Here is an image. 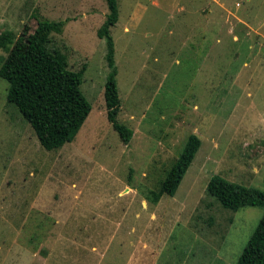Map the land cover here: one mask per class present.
<instances>
[{"label": "rangeland", "instance_id": "1", "mask_svg": "<svg viewBox=\"0 0 264 264\" xmlns=\"http://www.w3.org/2000/svg\"><path fill=\"white\" fill-rule=\"evenodd\" d=\"M110 28L124 144L106 116V0H0L8 72L38 18L49 47L85 66L90 112L44 149L0 77V264H235L264 206L224 208L208 179L264 190V0H117ZM201 144L175 193L158 187L189 134Z\"/></svg>", "mask_w": 264, "mask_h": 264}, {"label": "trees", "instance_id": "2", "mask_svg": "<svg viewBox=\"0 0 264 264\" xmlns=\"http://www.w3.org/2000/svg\"><path fill=\"white\" fill-rule=\"evenodd\" d=\"M106 3L108 14L97 31L98 36L106 42L108 73L103 91L106 116L121 141L128 144L133 131L117 119L120 98L116 84L114 43L110 34V28L118 20V3L117 0H106ZM63 26L62 20L38 18L13 70L9 73L5 65H0V77L8 82L7 101L19 110L46 150L71 142L90 112V105L80 90L85 66L77 71L71 70L66 55L55 47H49L51 35L61 33ZM14 37L12 31L0 32V49L8 50ZM200 144L198 135H188L158 187L145 194L147 201L157 204L163 194L172 196L175 193ZM206 190L224 208L234 211L245 205L264 206V190L231 182L219 175H212L208 179ZM235 264H264V214Z\"/></svg>", "mask_w": 264, "mask_h": 264}]
</instances>
